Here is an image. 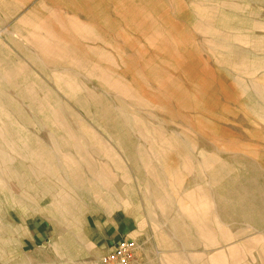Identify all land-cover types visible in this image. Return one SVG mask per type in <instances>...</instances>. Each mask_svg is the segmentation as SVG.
Masks as SVG:
<instances>
[{"label": "rangeland", "instance_id": "1", "mask_svg": "<svg viewBox=\"0 0 264 264\" xmlns=\"http://www.w3.org/2000/svg\"><path fill=\"white\" fill-rule=\"evenodd\" d=\"M128 1L118 10V0H0V264H106L107 246L127 238L100 241L99 227L111 223L136 233L127 238L137 244L132 264H222L207 244L224 240V229L234 236L221 243L225 252L245 243L254 256L240 248L239 264H264V242L251 239L264 236V0ZM208 22L214 27L205 31ZM99 50L112 54L102 59ZM123 58L161 105L127 89L133 74L121 76L125 88L104 80L123 73ZM200 62L212 75L204 108L175 94L176 87L197 90ZM53 69L71 72L78 89L58 91ZM31 92L39 100L32 102ZM84 98L100 104L110 124L122 122L138 171L128 174L116 153L99 145L82 159L77 146L97 142L90 120L100 121L94 108L90 119L79 106ZM199 116L242 145L216 147L212 133L195 131ZM247 143L255 145L251 152ZM223 163L245 175L227 182L221 196L212 181ZM175 168L181 175L169 173ZM201 181L196 198L213 202L189 216L181 208L194 203L189 194ZM168 242L174 248L164 247Z\"/></svg>", "mask_w": 264, "mask_h": 264}, {"label": "bare ground", "instance_id": "2", "mask_svg": "<svg viewBox=\"0 0 264 264\" xmlns=\"http://www.w3.org/2000/svg\"><path fill=\"white\" fill-rule=\"evenodd\" d=\"M126 2H130L128 0H118V4L117 7L118 10H120V8H125L127 9L129 6L126 4ZM116 7V8H117ZM23 21L25 22V24L27 25H33L34 23H36L34 26H39L40 23H43L40 19L39 22L38 21H34L28 18H24ZM212 22V21H210ZM206 23L204 30L205 31H210L213 27L214 24L212 23ZM130 23H133V21H130ZM53 35H55V37H59V35L57 34L56 31L52 30L51 31ZM56 32V33H55ZM10 34L12 33L11 31L9 32ZM1 35V34H0ZM21 42L23 43H28V39L26 36L18 35L17 37ZM140 37L138 38H134L133 41H140ZM129 41H130V37H129ZM136 47H133V49H135ZM53 49V48H51ZM175 49V48H174ZM173 53V52H172ZM112 53L108 50H99L97 52V55L99 57H101L102 59H105L106 57L110 56ZM65 55L67 56V52H65ZM70 57V55H69ZM177 57L179 59H182V54L180 52L177 53ZM190 64H194V62H192V60H187ZM202 65V68L200 70V75L199 78L196 79L197 83V90L193 91V90H189L186 87H182L181 90H178L179 88L176 87V93L175 94H181L185 100V103L191 102L194 105H196V107L199 108H204L207 106L208 101L206 100L208 97V92L211 90V73H210V68L207 66L206 63L204 62H200ZM122 65H124V70L123 73L120 74V76L117 75V77H113V76H109L107 75L106 77H104L105 81H108L109 84L112 87H116V88H125L123 85V79L121 78V76L123 78H125V75H131L133 74L134 77L132 78L131 81H126L128 83H126L127 89L129 90H134V93L136 95H138L141 99H143L144 101L150 103V104H154V105H161V102L156 101L155 99V94H152L151 96H149V92H147L146 87H144L143 85L139 84L138 81L143 82V79L141 78L140 75H137V68L136 65H134V63H132L129 59L123 58L122 59ZM98 66L100 67H105L103 62H98ZM191 67V65H188L187 68ZM54 72H56L57 74L53 76V83L55 84L56 88L58 89V91H63L62 93H66V94H70V93H74V91H76L78 89V85L76 83H73L72 80L70 79L71 77V72H68L67 70H62L59 71L57 69H53ZM97 71L94 69L92 71V73H96ZM107 73V69H105V71H103L102 75H106ZM121 78V79H120ZM138 82V84L136 83ZM38 83V82H37ZM144 83V82H143ZM41 87H44L47 89V83H38ZM66 88V89H65ZM56 92V91H55ZM54 91L53 93L55 95L56 94ZM46 93V92H45ZM59 93V92H58ZM31 94V98L30 100L32 102H36L38 99V96H36L33 92L30 93ZM29 94V96H30ZM60 94V93H59ZM47 96V94H45ZM92 97V95H91ZM79 106H84L85 108V112L87 114V116L92 119V109L94 114H97L99 116L100 121H96L95 123L97 125H95L91 120V124L93 125V127H91L92 133H91V137L94 141H97L96 143H94L93 145H89V144H84V145H78L77 146V150H79V152H85V155H82V159L86 158L87 156L93 154L94 152L91 153V151L97 149L95 148L97 145L100 146V148H110L112 149L116 154H114V157L118 160L119 165H121V167L128 173L130 174L131 171L139 170V156H136V151H134L133 147H130V140L129 138L131 137V135L127 132H125V130L122 128L121 125L122 124L121 121L118 120L117 124H110L109 122H107L106 120H104V114H105V110L102 108V106L99 104H97L96 102L94 103L93 101H91L90 99L84 98V101H78ZM106 109V108H105ZM82 126H86V124L90 125L87 121H80L79 123ZM195 131L197 133L202 134L203 136L207 135L208 133H212L215 136V140L213 141L214 144L216 145V147H218V145H222V147L227 148L229 150H235L237 151L235 148L236 146H240L242 144L239 143L238 139H237V135L236 134H231L230 131L226 128L223 127L221 125H219L218 123H216L215 121H213L211 119V117H206V116H199L196 118V127H195ZM226 137H228L229 141L227 143V141H224L226 139ZM132 143V142H131ZM133 144V143H132ZM166 144H168L167 148H164V150H168V148L171 146V144L169 145V141H166ZM245 145V144H244ZM255 145L253 143H247V145L244 146V148H246L248 151L251 152V150L253 149ZM146 146L144 145L141 148V151L144 150ZM151 148V147H150ZM148 148V149H150ZM138 152V151H137ZM146 154V153H145ZM141 157H143V154H140ZM253 156H251L250 154V158H252ZM225 164V163H223ZM38 167H41L39 164H37ZM20 170V169H19ZM220 169H218V173L216 174V176L213 178V185L215 186V188L217 189V193H219V195H223L225 187L227 185V182L229 183L231 180L233 179H237L238 177H242L245 175L244 170H241V168H238L237 166L233 165V164H225V168L222 167V169L219 171ZM169 173H174L175 177H177L176 174L181 175V170L178 169H169ZM221 179H225L226 184L223 185L220 180ZM179 179H177V181H179ZM180 183V182H178ZM67 186L76 187V180H70L66 182ZM203 181L197 183V188L199 189H192L191 194H189V199L190 201L193 200L194 203H188L186 205H184L181 209L182 212H187V214L189 216H197L199 214V212L202 209V202H204L205 204H210L211 202H213V199L211 198L210 195H207V197H201V199L196 198L199 195V191L201 190V188L203 187ZM207 184V183H206ZM208 186H209V182H208ZM85 184L82 185L81 190L84 189ZM179 190H176L175 194L179 195ZM71 197V196H70ZM72 198V197H71ZM51 213L52 216H56V212L50 210L48 211V213ZM219 224V223H218ZM220 225V224H219ZM254 229V227H253ZM210 233H211V228H209ZM225 232H227V229H224ZM199 232V231H198ZM223 231V238L224 240H220V237H211L209 238V243L207 244L209 247H216L217 251H214L215 253L212 255L213 260H218V256H221V261L222 264H239L240 262L239 259L241 257L239 256V249L240 248H247V251H249V254L254 256V253L251 248H249L248 244L242 243V244H238L237 246L233 247L230 250V253L228 254L227 252H225V250H223V246L221 245V243H223L224 241H228L232 238H234V236H231L228 233H225ZM251 232V231H249ZM208 233V228H207V232L206 229L204 231L203 234ZM201 236V234H200ZM219 236V235H218ZM202 237V236H201ZM57 238V234H54V236L51 238V242L55 243V240ZM203 238V237H202ZM251 239H253V241H259V242H264V236L262 235H256L251 237ZM251 240H249L250 242ZM163 246V245H162ZM168 247V248H174L173 244L168 242L166 245H164V247ZM263 249H264V244L262 245ZM249 249V250H248ZM137 250V248H136ZM237 252V253H236ZM46 264V263H43ZM245 264H252V263H245Z\"/></svg>", "mask_w": 264, "mask_h": 264}, {"label": "built area", "instance_id": "3", "mask_svg": "<svg viewBox=\"0 0 264 264\" xmlns=\"http://www.w3.org/2000/svg\"><path fill=\"white\" fill-rule=\"evenodd\" d=\"M137 244L127 238L113 241L107 246V253L103 254L102 262L106 264H132Z\"/></svg>", "mask_w": 264, "mask_h": 264}, {"label": "crops", "instance_id": "4", "mask_svg": "<svg viewBox=\"0 0 264 264\" xmlns=\"http://www.w3.org/2000/svg\"><path fill=\"white\" fill-rule=\"evenodd\" d=\"M124 226H122V223L115 226L114 224H110L109 226H104V227H99L98 229V236H99V240L107 243L110 240H114V239H120L122 237H127L129 238V236L131 238L135 237L136 233H127L129 231V226H125V224L123 223Z\"/></svg>", "mask_w": 264, "mask_h": 264}]
</instances>
